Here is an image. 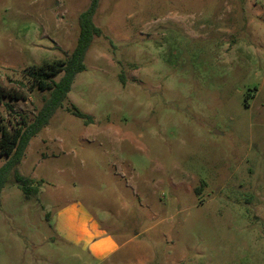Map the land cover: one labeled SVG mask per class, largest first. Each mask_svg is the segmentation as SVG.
Instances as JSON below:
<instances>
[{
    "label": "rangeland",
    "instance_id": "obj_1",
    "mask_svg": "<svg viewBox=\"0 0 264 264\" xmlns=\"http://www.w3.org/2000/svg\"><path fill=\"white\" fill-rule=\"evenodd\" d=\"M90 2L0 0V125L34 119L23 70L75 47ZM94 22L18 165L38 193L1 189L0 264H264V0H100Z\"/></svg>",
    "mask_w": 264,
    "mask_h": 264
},
{
    "label": "trees",
    "instance_id": "obj_2",
    "mask_svg": "<svg viewBox=\"0 0 264 264\" xmlns=\"http://www.w3.org/2000/svg\"><path fill=\"white\" fill-rule=\"evenodd\" d=\"M100 0H91L89 6L80 12L78 16L79 35L75 47L68 52L64 50V58L53 61H44L40 64L31 65L23 70V74L31 81L28 88L47 91L44 101L32 121H28L21 115L18 122L11 127L0 125V155L6 157L0 166V192L13 174L14 181L25 193L26 197L38 193L42 179L20 173V164L25 149L32 139L46 125L63 103L70 91L74 78L78 72L86 70L85 58L92 42L96 37L103 35V29L94 22V15ZM58 80L55 79L60 75ZM21 85H24L20 81ZM13 99L25 98L23 93H9ZM71 113L87 120H92L89 114L79 110L75 105Z\"/></svg>",
    "mask_w": 264,
    "mask_h": 264
},
{
    "label": "crops",
    "instance_id": "obj_3",
    "mask_svg": "<svg viewBox=\"0 0 264 264\" xmlns=\"http://www.w3.org/2000/svg\"><path fill=\"white\" fill-rule=\"evenodd\" d=\"M94 226L98 229L97 224H95ZM93 237L94 239H92ZM88 242L91 245V249L94 255L97 257L99 256L101 258L110 255L117 247L116 241L110 236L98 238L97 236L95 237V235L93 234H89Z\"/></svg>",
    "mask_w": 264,
    "mask_h": 264
}]
</instances>
